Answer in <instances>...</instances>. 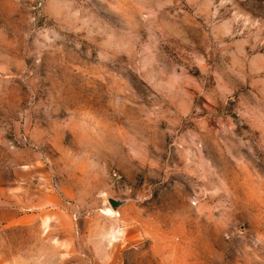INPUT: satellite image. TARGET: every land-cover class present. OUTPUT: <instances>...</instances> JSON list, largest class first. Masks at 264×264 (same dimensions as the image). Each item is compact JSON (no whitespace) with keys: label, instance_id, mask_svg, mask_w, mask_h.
Listing matches in <instances>:
<instances>
[{"label":"rangeland","instance_id":"1","mask_svg":"<svg viewBox=\"0 0 264 264\" xmlns=\"http://www.w3.org/2000/svg\"><path fill=\"white\" fill-rule=\"evenodd\" d=\"M8 159L0 264H264V0H0Z\"/></svg>","mask_w":264,"mask_h":264},{"label":"crops","instance_id":"2","mask_svg":"<svg viewBox=\"0 0 264 264\" xmlns=\"http://www.w3.org/2000/svg\"><path fill=\"white\" fill-rule=\"evenodd\" d=\"M34 171L29 165L0 160V228L42 219L47 196L40 193Z\"/></svg>","mask_w":264,"mask_h":264},{"label":"water","instance_id":"3","mask_svg":"<svg viewBox=\"0 0 264 264\" xmlns=\"http://www.w3.org/2000/svg\"><path fill=\"white\" fill-rule=\"evenodd\" d=\"M109 202L113 208H116L121 202L114 199H109Z\"/></svg>","mask_w":264,"mask_h":264},{"label":"bare ground","instance_id":"4","mask_svg":"<svg viewBox=\"0 0 264 264\" xmlns=\"http://www.w3.org/2000/svg\"><path fill=\"white\" fill-rule=\"evenodd\" d=\"M109 213H113L114 211L112 209L107 210Z\"/></svg>","mask_w":264,"mask_h":264}]
</instances>
